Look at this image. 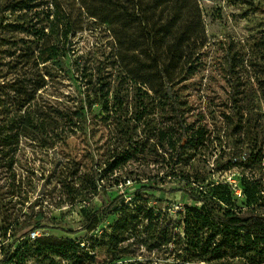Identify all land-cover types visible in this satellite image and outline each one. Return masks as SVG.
Here are the masks:
<instances>
[{
	"label": "rangeland",
	"instance_id": "rangeland-1",
	"mask_svg": "<svg viewBox=\"0 0 264 264\" xmlns=\"http://www.w3.org/2000/svg\"><path fill=\"white\" fill-rule=\"evenodd\" d=\"M195 1L203 46L195 53V72L172 91L185 104L189 134L197 130L199 139L183 144L172 170L155 143L162 125L161 96L147 89L152 83L126 77L133 69L143 70L132 53L120 67L108 26L88 13L95 0H34L38 6L32 10L4 14L0 223L11 226L0 237V249L7 250L14 239L15 246L23 243L28 237L24 232L35 231V239L87 242L94 264L176 263L185 255L174 235H182L186 210L201 205L189 193L213 201L218 194L233 207H244L243 183L256 185L264 195V0ZM39 50L42 58L56 54L42 61ZM152 77L156 89L157 74ZM106 82L111 91L104 103L91 90ZM115 92L125 106L116 113ZM92 98L96 104L86 128L71 126L62 111H74L80 101L87 105ZM142 109L143 124L133 122L131 112ZM19 116L34 127L26 135L10 129ZM129 131L132 158L113 169V156L125 149L120 138ZM4 133L11 136L2 141ZM119 195L93 231L80 230L90 213ZM32 211L44 227L22 228L24 216ZM165 227L170 242L162 245ZM46 263L37 257L28 262ZM218 264L237 263L225 259Z\"/></svg>",
	"mask_w": 264,
	"mask_h": 264
},
{
	"label": "trees",
	"instance_id": "trees-1",
	"mask_svg": "<svg viewBox=\"0 0 264 264\" xmlns=\"http://www.w3.org/2000/svg\"><path fill=\"white\" fill-rule=\"evenodd\" d=\"M34 0H4L0 3V37L2 24L5 22V13L29 11L38 5ZM90 16L106 24L111 33L116 48V57L120 67L129 53L137 59L136 65L142 68L133 69L132 74H126L131 82H149L147 87L154 94L160 95L158 101L162 108V125L156 132L155 143L162 148V161L171 170L177 164L183 144L198 140V132L189 131L191 124L187 122L186 107L180 95L174 94L172 86L186 80L196 70L195 53L203 46V35L199 38V26L201 15L195 0H95ZM198 35V37H197ZM200 43L196 44V39ZM55 50V49H51ZM40 51V50H39ZM42 51L39 58L41 59ZM56 53L42 58L46 61ZM157 74V88L153 87L152 75ZM108 83H103L91 90V93L100 98V102L107 103L110 94ZM117 92L113 97L112 110L114 113L124 109L123 101L117 99ZM94 98L89 99L87 105L80 101L74 111H62L70 125L79 129H85L89 121V113L92 114ZM127 106V105H126ZM127 110V109H126ZM57 113L61 114L59 111ZM145 109L134 114L132 119L135 123L143 124ZM17 135H26L27 131L34 128L27 119L19 116ZM2 141L9 138V133L1 135ZM181 138V140H180ZM123 151L113 156L111 165L118 169L123 163L132 158L133 133L124 132L120 138ZM156 146V145H155ZM98 170H95L98 180ZM100 179V178H99ZM218 187V188H222ZM93 191L97 185L93 183ZM153 189L152 187H149ZM155 190L162 191L163 189ZM219 193V192H216ZM244 207H233L230 200L223 199L216 194L217 200L213 201L207 196L189 193V198L195 202H201L199 208H188L182 219V235L178 232L174 235V242L181 246L184 253L182 261L164 264H188L189 261L203 260L208 264H218L221 260L236 261L237 264H264V195L256 185L243 183ZM120 195L114 197L108 205L90 213L85 219V224L80 230L93 231L100 221L111 213L117 205ZM220 203H224L221 206ZM23 227L30 230L44 227L43 220L38 214L31 213L24 216ZM180 223H177V226ZM11 225L5 226L0 223V237L5 238ZM169 227L161 232L166 236L160 244L170 242L168 236ZM68 234H76L77 231H64ZM30 232L27 239L19 245L12 241L7 250L4 246L0 249L3 264H28L32 258L47 260L46 264H94L93 249L87 242L78 239L56 238L52 236L31 238ZM13 236H15L13 234ZM160 238V237H159ZM156 238V241L159 240ZM91 239H94L92 237ZM165 242V243H164Z\"/></svg>",
	"mask_w": 264,
	"mask_h": 264
},
{
	"label": "built area",
	"instance_id": "built-area-1",
	"mask_svg": "<svg viewBox=\"0 0 264 264\" xmlns=\"http://www.w3.org/2000/svg\"><path fill=\"white\" fill-rule=\"evenodd\" d=\"M239 194H240V193H239ZM29 234H30V237H31V238H35L36 235H37V233H36L35 231L30 232Z\"/></svg>",
	"mask_w": 264,
	"mask_h": 264
}]
</instances>
